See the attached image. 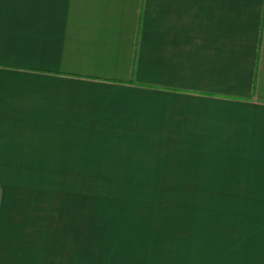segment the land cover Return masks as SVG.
<instances>
[{"label":"crops","instance_id":"obj_1","mask_svg":"<svg viewBox=\"0 0 264 264\" xmlns=\"http://www.w3.org/2000/svg\"><path fill=\"white\" fill-rule=\"evenodd\" d=\"M189 159L213 254L264 264V0H0V174Z\"/></svg>","mask_w":264,"mask_h":264},{"label":"rangeland","instance_id":"obj_2","mask_svg":"<svg viewBox=\"0 0 264 264\" xmlns=\"http://www.w3.org/2000/svg\"><path fill=\"white\" fill-rule=\"evenodd\" d=\"M192 162L0 174V264H228L199 216L195 173H182Z\"/></svg>","mask_w":264,"mask_h":264}]
</instances>
